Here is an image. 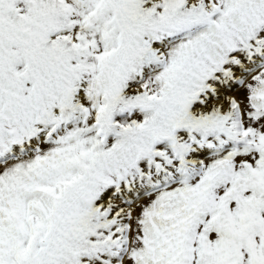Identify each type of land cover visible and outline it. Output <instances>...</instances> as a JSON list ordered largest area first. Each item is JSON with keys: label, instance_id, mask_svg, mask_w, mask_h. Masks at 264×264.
<instances>
[{"label": "snow or ice", "instance_id": "obj_1", "mask_svg": "<svg viewBox=\"0 0 264 264\" xmlns=\"http://www.w3.org/2000/svg\"><path fill=\"white\" fill-rule=\"evenodd\" d=\"M0 264H264V0H0Z\"/></svg>", "mask_w": 264, "mask_h": 264}]
</instances>
